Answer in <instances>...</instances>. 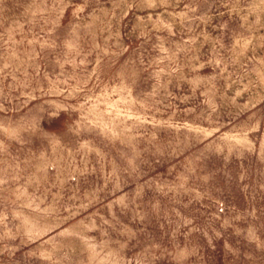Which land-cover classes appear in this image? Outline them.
<instances>
[{
    "label": "rangeland",
    "instance_id": "obj_1",
    "mask_svg": "<svg viewBox=\"0 0 264 264\" xmlns=\"http://www.w3.org/2000/svg\"><path fill=\"white\" fill-rule=\"evenodd\" d=\"M0 264H264V0H0Z\"/></svg>",
    "mask_w": 264,
    "mask_h": 264
}]
</instances>
